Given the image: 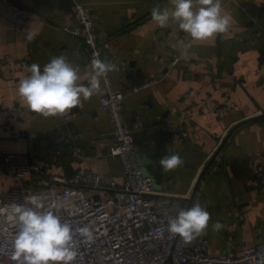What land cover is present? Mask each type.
<instances>
[{
  "label": "crops",
  "instance_id": "obj_1",
  "mask_svg": "<svg viewBox=\"0 0 264 264\" xmlns=\"http://www.w3.org/2000/svg\"><path fill=\"white\" fill-rule=\"evenodd\" d=\"M11 1L31 15L18 27L0 0V154H25L42 165L25 179L27 185L60 187L55 177L67 182L79 174L90 194L108 197L124 185L121 160L110 154L116 142L111 121L100 110L102 79L98 91L62 114L35 113L18 93L32 63L43 67L59 55L78 66V82L88 84L92 58L83 39L66 31L78 25L74 6L81 4L95 22L102 59L117 66L109 76L125 95L123 119L134 130L143 171L156 183L154 206L178 199L186 208L199 198L210 220L194 241L205 238L213 254L264 244V179L255 177L264 165V117L235 130L214 158L234 126L264 115V0H221L222 12L231 16L228 30L195 41L188 54L179 42L190 34L178 24L160 26L151 16L154 7L172 8L171 0ZM177 56L181 62L172 65ZM20 61L28 68L16 66ZM147 78L157 83L134 92ZM10 106L19 109L17 117L3 113ZM68 113L72 118L65 121ZM168 150L183 163L165 172L159 160ZM91 175L100 176L101 186H94ZM15 185V177L0 173V196ZM217 220L219 230L212 227Z\"/></svg>",
  "mask_w": 264,
  "mask_h": 264
},
{
  "label": "built area",
  "instance_id": "obj_2",
  "mask_svg": "<svg viewBox=\"0 0 264 264\" xmlns=\"http://www.w3.org/2000/svg\"><path fill=\"white\" fill-rule=\"evenodd\" d=\"M1 1L10 6L12 19L18 27L27 24L31 15L27 7L11 0ZM74 16L78 25L67 27L66 31L83 39L92 59H102L103 47L92 16L81 4L74 6ZM190 40L191 36L186 43ZM193 44L185 49V54ZM181 60L182 56H177L170 63L176 65ZM16 66L27 69L28 63L20 61ZM102 80L105 91L100 100V110L108 114L115 135L116 142L110 148V154L121 160L125 177L122 190L111 197L95 196L84 188L79 174L67 182L55 177L54 181L63 183L62 186L50 185L41 190L25 183L28 176L42 170L41 164L21 153L0 154V173L10 174L16 179V185L0 196V264H16L11 257V242L17 229L15 224L5 219L9 205L23 203L24 197L30 194H42L48 200L61 203L63 207L57 210V214L74 229L84 224L92 227L94 238L90 242L75 233L78 251L72 264H264V244L245 247L238 254L229 251L216 255L210 251L205 238L185 242L178 235L169 234V218L176 215L181 202L174 199L161 208L154 206L155 182L144 173L134 130L123 119L125 95L114 88L109 72ZM156 83V79L147 78L133 91L138 92ZM192 95L190 92L186 100H190ZM3 113L15 118L19 109L10 106ZM71 118V113L64 116L65 121ZM255 177L257 182L264 179V165L257 170ZM90 179L94 186H101L99 175H91Z\"/></svg>",
  "mask_w": 264,
  "mask_h": 264
},
{
  "label": "clouds",
  "instance_id": "obj_3",
  "mask_svg": "<svg viewBox=\"0 0 264 264\" xmlns=\"http://www.w3.org/2000/svg\"><path fill=\"white\" fill-rule=\"evenodd\" d=\"M172 8L154 7L152 19L160 26L169 23L190 34L188 43L179 42L187 49L195 41H204L217 33H225L231 23L230 14L222 12L221 0H171ZM31 39V35L28 37ZM177 47L176 44L172 45ZM114 63L94 57L87 73L88 84H81L78 66L63 55L53 56L43 67L32 63L29 74L21 78L18 93L27 107L35 113L62 114L81 104V97L90 98L100 89L101 79L115 69ZM160 165L166 172L183 163L179 153L169 152L160 157ZM63 207L56 200H48L42 194H30L24 202H13L5 219L16 226L11 242V257L16 264H72L77 256L78 232L85 241H92L93 229L84 224L76 229L61 219L57 210ZM210 212L197 198L190 207H178L176 215L169 218V234L178 235L185 242L204 233L209 225ZM213 229L223 227L221 221L212 224Z\"/></svg>",
  "mask_w": 264,
  "mask_h": 264
},
{
  "label": "water",
  "instance_id": "obj_4",
  "mask_svg": "<svg viewBox=\"0 0 264 264\" xmlns=\"http://www.w3.org/2000/svg\"><path fill=\"white\" fill-rule=\"evenodd\" d=\"M262 117H264V115H263V116H258V117H255V118H250V119L244 120V121L240 122L239 124H237L236 126H234V127L230 130L229 134L226 136V138H225L224 142L221 144L220 148L217 150L216 154L214 155V158L217 157V155L219 154V152H220L221 149L224 147L225 143L228 141L229 137L232 135V133H233L235 130H237V129L240 128L241 126H243V125H245V124H247V123H249V122H251V121H255V120H257V119H259V118H262ZM214 158H213V159H214ZM212 163H213V161L209 162V164L206 166V168L204 169V171L202 172V174H201V176H200L199 181H201V180L203 179L204 175L207 173V171H208V169L210 168V166L212 165ZM154 182H155V181H154ZM155 187H156V183H155ZM156 189H157V187H156ZM196 191H197V190H195L194 195L191 197L190 202H193V199H194V196H195V194H196Z\"/></svg>",
  "mask_w": 264,
  "mask_h": 264
}]
</instances>
